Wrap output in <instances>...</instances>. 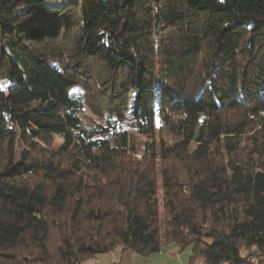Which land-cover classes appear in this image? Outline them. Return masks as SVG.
Returning a JSON list of instances; mask_svg holds the SVG:
<instances>
[{
  "label": "trees",
  "instance_id": "16d2710c",
  "mask_svg": "<svg viewBox=\"0 0 264 264\" xmlns=\"http://www.w3.org/2000/svg\"><path fill=\"white\" fill-rule=\"evenodd\" d=\"M161 242L264 264V0H0V264Z\"/></svg>",
  "mask_w": 264,
  "mask_h": 264
},
{
  "label": "rangeland",
  "instance_id": "374dc122",
  "mask_svg": "<svg viewBox=\"0 0 264 264\" xmlns=\"http://www.w3.org/2000/svg\"><path fill=\"white\" fill-rule=\"evenodd\" d=\"M70 1L73 0H44V4L46 6H60ZM83 117L99 121L86 109L83 110ZM167 253H171L173 257L168 258ZM240 254L243 256L246 254V251L242 249ZM108 256H99L96 258L98 262L92 260L84 264H101L102 262L104 263L107 258H111V256H113V258L110 261L117 260L119 262L122 260L121 264H203L200 259L190 260L189 248L181 251L177 245H167L164 242H161L158 253H154L148 257H143L130 251L122 252L120 249H117L113 254H111L109 257Z\"/></svg>",
  "mask_w": 264,
  "mask_h": 264
},
{
  "label": "crops",
  "instance_id": "0c3cea01",
  "mask_svg": "<svg viewBox=\"0 0 264 264\" xmlns=\"http://www.w3.org/2000/svg\"><path fill=\"white\" fill-rule=\"evenodd\" d=\"M157 253H158V252H157ZM107 256H108V255H107ZM109 256H110V255H109ZM109 256H108V257H109ZM98 257H99V256H98ZM167 257H168V258H172L173 255H172L171 253H167ZM112 258H113V256H111V258H107V259L105 260V262H104V263L102 262V263H103V264H111V261H110V260H111ZM94 260H95V262H98V260H97L96 258H95ZM121 261H122V260H121ZM121 261H119V264H121ZM102 263H101V264H102Z\"/></svg>",
  "mask_w": 264,
  "mask_h": 264
},
{
  "label": "built area",
  "instance_id": "2783aa9c",
  "mask_svg": "<svg viewBox=\"0 0 264 264\" xmlns=\"http://www.w3.org/2000/svg\"><path fill=\"white\" fill-rule=\"evenodd\" d=\"M119 262L117 260H112L111 264H118Z\"/></svg>",
  "mask_w": 264,
  "mask_h": 264
}]
</instances>
